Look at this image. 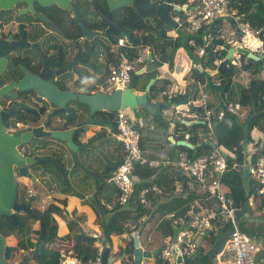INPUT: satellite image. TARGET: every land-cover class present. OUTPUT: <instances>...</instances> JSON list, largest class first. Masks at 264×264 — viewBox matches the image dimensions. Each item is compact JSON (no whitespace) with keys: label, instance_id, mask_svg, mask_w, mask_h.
<instances>
[{"label":"built area","instance_id":"built-area-1","mask_svg":"<svg viewBox=\"0 0 264 264\" xmlns=\"http://www.w3.org/2000/svg\"><path fill=\"white\" fill-rule=\"evenodd\" d=\"M186 4H191V6L185 12V17L180 19L175 16L174 20L183 23L185 31L190 34H194L198 30L208 29L223 19H232L235 26L226 35L211 33L203 35L201 46L196 47L198 55H203L205 48L212 41L219 38L221 42L217 45L214 44L215 48L226 52L224 47L226 45L234 49L228 58L227 65L230 64L239 68L241 64L247 62V57L235 50V47H242L260 57L259 59L262 60L260 71H262V77H264V44L261 35H259V27H253L248 21L240 18L242 14L236 8L230 6L228 0H186ZM123 42V37L117 38V44H123ZM189 43L193 45V40L191 39ZM142 60L143 56L139 52L132 60L120 56L114 62L109 63L106 67L103 82L99 85V90L109 93L115 89H123L130 81L134 65ZM240 70L243 72L248 71L247 69ZM235 73L238 74L237 72L230 74L229 86L222 93L218 89L213 93L212 89L206 87L207 82H201V80L194 78L187 79L185 83L193 85L195 93L187 92L185 89L186 84H178L179 80L177 78H174L173 89L169 90L168 85L160 84L158 90H155L156 96L164 99L168 103L167 106L171 107V109H162L161 115L170 116L169 123H177L176 128L182 139L186 140L192 137L197 142H204L208 145V149L197 155H192L184 149H178L171 154L147 159L139 148V133L133 126L132 119L126 109L116 111L114 134L122 147V155L103 180L116 189L115 202L123 204L130 195L135 163L147 162L153 166L172 164L179 171V174L185 178L187 191L195 190L198 186L202 192L192 203L188 212L189 215L183 221L182 226L174 222L175 214L173 212H166L161 216L168 223L169 231L163 237L158 250V257L167 264L173 263L175 247L179 248L182 254L190 255L196 251L198 242H201L205 235L214 236L226 225L232 227L231 232L219 250L213 255L212 264H257L255 255L258 251L264 249V242L261 239L236 226L235 213L238 208L220 182V176L236 164L226 159L227 152L217 144L213 135L212 121L219 120L224 114L228 113L240 116L244 114L240 101L237 98L229 97L230 88L236 91L235 83H238L239 80L238 77L236 78ZM240 81L244 83V80L240 79ZM211 82L214 86L219 87L221 85L219 78H213ZM173 97H177L179 100H173ZM16 124V122L11 123L7 130H13ZM188 124L191 126H188ZM249 139H251L250 135ZM209 142L210 144H208ZM263 147L264 139L261 146H251V153L254 157L252 159L248 158L245 165V173L254 186L252 192L254 195L264 193ZM260 148L263 150H260ZM176 186L179 190L181 183L178 182ZM27 190L29 195H34L32 189ZM140 202L145 206L150 204L148 198L144 197L140 198ZM105 206L110 209L112 203L106 202ZM101 234V227H99V230H93L89 233L97 240ZM97 240L95 241L96 254L93 259L82 262L77 260L70 251L59 249V264H100L103 245ZM146 241H150L149 235ZM18 250L23 251L24 249L20 247ZM14 253L15 251L6 259L7 264H17L21 261H18V257ZM118 257L120 258V254ZM118 257L115 260L110 259L106 264H118L116 263V261H120Z\"/></svg>","mask_w":264,"mask_h":264},{"label":"crops","instance_id":"crops-1","mask_svg":"<svg viewBox=\"0 0 264 264\" xmlns=\"http://www.w3.org/2000/svg\"><path fill=\"white\" fill-rule=\"evenodd\" d=\"M251 1L252 3L254 2L253 0ZM261 1L264 2V0ZM237 2L238 0H234V3ZM231 4L236 8V5H234L233 3ZM236 10L238 11L237 8ZM239 13L244 15L243 12H239ZM51 15L52 18H54V20L56 19L58 20V18L62 17V15L57 12H52ZM227 21L230 24L234 25L233 20L230 19ZM221 22L222 21H218L217 24H214L210 28L205 30H209L208 33L211 34H222ZM178 27L179 26H177V28ZM177 28H172L170 30H167L166 35L171 37V39L167 38L165 40H162L160 43L165 49H169L172 55L171 57H168L165 61L161 59L160 64L157 66L156 72L154 73V77H153V79H155L159 75L161 79L164 80V83L168 85L169 90L174 88L172 86V84L173 85L175 84L174 78H177L179 80L178 84L181 83L186 84L185 77L189 78L192 76L193 73V68H192L193 64H190L191 63L190 57L195 55L190 53L188 49H185L182 46H180L181 40H177V44L179 46H176L174 51H172L171 49L172 44H169L170 41L175 42ZM219 31L221 33H219ZM226 34H222V35H226ZM263 34L264 32L261 34V36ZM75 38L71 37L67 39H71L72 41ZM95 42L97 43V45L105 49H113L115 46L114 44L115 40L109 34H103L102 36L96 37ZM179 49H181L184 52L185 56H183L182 59H185L186 61L185 67L180 66L182 68L181 71L174 69V65L176 61V51H178ZM221 51L224 52V50L222 49ZM115 60H117V56L116 57L114 56L112 58L113 62ZM198 60L199 59L196 57L195 63H197ZM252 61L255 62L254 60ZM136 65L138 67L145 66L144 68L145 70L147 63H137ZM196 65L194 67H196ZM205 69H208V67H205ZM247 70L250 72V76H251L252 72L250 71V67H248ZM103 71L104 70L102 68L95 70L88 69L87 72L89 73L91 82L92 83L98 82L100 80ZM237 73L238 74L235 73V75L236 78L237 77L239 78V80L238 83L237 82L235 83L236 84L235 89H237L238 85L247 86L249 84L248 82L250 80V76L245 74V72H242L241 70L237 71ZM262 75L263 73L260 70L256 69V72H254V76L260 77V79H264ZM203 78H204L203 80L200 79L201 82H206L205 79L206 77L204 76ZM240 78L244 80V83H241ZM206 87H208L207 84ZM185 89L187 90V92L195 93V87L193 85L186 84ZM135 90L139 91L138 89ZM148 96L154 100H161L156 96L155 91L152 90L148 92ZM242 107L244 109L243 115L245 116L247 112V107L245 105H242ZM126 111L131 117L134 126H136L135 123L141 125L145 123L143 121V118L136 119L138 117V113L140 114L147 113L140 107H138L136 111H132L130 108H126ZM85 116L86 113L82 111L79 117L78 116H76L75 118L72 117L66 129L73 128L75 124L76 125L78 124L79 120L80 121L84 120ZM114 116H115V112L104 111L102 114H95L93 118L96 119L101 118L105 122H111ZM146 118L148 119L151 118L157 123L155 130L150 129L151 127L144 128L143 126L141 127L144 129L141 130L142 128L138 129L136 126L142 138V143H141L142 147L140 146L139 147L141 149L142 154L147 159L158 158L166 154H171L173 151H176L178 149H181V147L178 146V148L172 149L171 153H168L169 151L167 150V146L164 141L166 138L170 142V140L168 139L167 130H170V135L172 136L173 139H177L181 137V135L177 131L176 125L175 127H173L175 123H169L170 121L164 118L157 119L153 117L150 113H147ZM61 119L59 120L58 123H52L48 128L50 130H58L59 125L62 123ZM161 123H164V125H162ZM75 129H77L78 132L76 134L75 139H72L73 143L86 145V147H82L81 149L77 150L76 159L72 155L71 150L63 142L62 143L56 142L53 141V139L52 140L45 139L42 141V143L36 142L35 143L36 145L41 146L38 147V149L36 150L37 155L38 152H40L39 155L40 157L54 156L55 162L45 161L48 163L46 166L42 165L43 163H41L37 167L29 170L32 179L25 177H20L17 179V182L19 181L20 183L26 185L28 189L30 188L34 191L33 196L29 195L28 193L27 195L28 197H33L32 206H34L36 210L41 211L48 203H52L60 209V211L57 213L56 212L50 213V216L55 221V225H49L47 227L46 235L50 236L47 242L50 239L53 240L49 244H47V242L44 244L43 253L47 246L48 249L50 247H55V249H57V253L59 249H65L70 251L72 254H74V252L71 250V246L73 245L74 242L72 239L74 232L80 230V232L89 235L91 231L99 230V227H101V224L99 223V220L101 219V215L97 211L98 205H101L103 208H107L105 206L106 202H110L112 203V205L115 202L116 189L114 188V186L103 182L104 176H106V174L110 172V170L112 169L114 164L120 159L122 154L121 145L116 139L115 135L112 133V128L107 125L100 127L98 125H93L91 123H83L80 126L75 127L73 131ZM249 135L251 139H249V141L244 147H246L247 145L251 146V144H253V147L255 145L258 146L262 145L264 134H262L260 130H258L256 127H253L251 128ZM192 142L198 144L196 139H192ZM170 143L174 144L172 142ZM192 144L196 145L194 143ZM197 146H199L200 150L208 149V145L203 146L198 144ZM197 149L195 151H197ZM190 151L191 153L194 152L192 149ZM153 168H155L154 169L155 172L156 170H158V172L160 171L159 176H161V182L156 181L154 183L151 182L150 184H148L147 188L150 195L148 197L146 195H142L140 197V198L142 197L148 198V200L150 201L149 206H145L141 203L143 207L148 208L146 210V213L141 214V216H139L137 221L134 220L127 221L123 225L124 230L121 233H119V235L118 234L116 235V233L114 232H112L110 235L111 243L109 244V250L111 251L112 249V253L109 254V257L110 259L115 260V258L118 257V255L120 254V258L118 257L120 261H116V263L118 264H126L123 258L126 259V255L128 253L127 248L131 247L130 250L132 251V243L127 240L131 239L132 232L134 230L128 232L125 230L127 229L126 227H130V226L134 227L135 226L134 224L137 223L138 228L135 230H137L138 232L137 235L138 240H139L140 227L144 232L143 236L139 240V244L141 245V247L149 250L152 248H157V250H159L163 238L159 247H155V244L157 242L154 240V238L156 236L157 239L158 231L162 229L161 223L164 222V220L161 217L162 214L166 212H173L175 214L174 222H177V225L180 224L182 226L184 224L183 221L189 215L188 212L190 210L192 203L198 197V192H196L195 190L187 191L185 178L179 174V171L172 164L162 165ZM134 180H136V176L133 175V181ZM178 182L181 183V188L179 190L177 189L176 186ZM246 184L247 182L244 181L245 188H246ZM261 200H262L261 195L253 199L248 197L247 200L248 210L242 212L244 214L245 221H243L240 224V227L244 226L242 228H245L246 232H252V235L256 236L258 239H261L259 233L264 231V224L260 223L259 221L260 219L264 218V203ZM25 201L27 202V200ZM251 203L253 204V206H251ZM42 205L44 207H42ZM239 212H241V210H237L235 215ZM69 221L72 222L71 225L68 224ZM251 225H257L258 228H260L259 233H253L254 230L256 229ZM38 227H39V222L34 221L32 223L33 229L31 230L29 235H25L23 238L19 240L12 235L9 236L7 238V242L13 245L14 248L8 257H10L15 251L14 254L17 255L18 261L25 260L30 264H41L39 262V259L33 256L31 253V247L34 241V240L33 241L30 240L31 234L33 233L37 236L38 232L34 230L37 229ZM226 227L227 225L221 228L218 233L222 232ZM242 228L240 229L242 230ZM148 235L150 238L149 242L146 241ZM27 236L30 243L28 242V240L25 239V237ZM212 237L214 239L215 235ZM93 239L94 240L92 244L95 247L96 244L95 241L97 240V238H93ZM97 241L101 242L102 245L104 246L101 236L98 238ZM202 241L203 239L200 242L201 250L199 252L198 258L202 253V247L208 248L212 244L211 243L209 246H206L207 245L206 242L204 244L202 243ZM5 242H6V238H5ZM20 247H22L24 250L19 251L18 249ZM121 248L122 250L126 249V251L125 252L120 251ZM114 253H116V255L113 257L112 254ZM194 253L190 255L183 253L182 256L189 257ZM95 254H96V248H95ZM155 255H157L158 257V251L156 252ZM255 259L257 264H264V249H261L256 253ZM77 260L79 259L77 258ZM109 261H106V263H108ZM141 262H142V258L140 260V264ZM196 262H194L193 264H195ZM131 264H132V256H131Z\"/></svg>","mask_w":264,"mask_h":264},{"label":"trees","instance_id":"trees-1","mask_svg":"<svg viewBox=\"0 0 264 264\" xmlns=\"http://www.w3.org/2000/svg\"><path fill=\"white\" fill-rule=\"evenodd\" d=\"M159 1V0H156ZM230 6L231 3L236 5L238 12H243L242 19L248 21V23L253 27L261 28L264 24V2L261 0H238L237 3H234V0H228ZM231 1V3H230ZM172 4H176L178 6H183L185 0H170ZM87 4L86 11L81 15V21L86 27H90L93 24H99L98 29L111 35L113 38H117L120 36V33L113 29L106 28V20L104 17V13L106 11V5L104 0H91ZM234 7V6H232ZM235 8V7H234ZM3 11H0V19L3 18ZM172 15H178L182 17L183 11L173 12ZM112 17L116 20L120 29L124 30L128 34L127 40L121 46H116L113 49H105L95 42L93 39L90 43L86 40H80L76 44L74 41H70L63 46L69 44L70 48L68 51H63L60 54V58L63 60L68 58L72 54H76L77 52L83 51L82 59L86 60V58H90V64L94 69H104L106 68L107 64L112 61V58L118 55H123L127 59L131 60L136 55L135 46L138 43L142 45H147L150 48V56L149 60L144 58L143 63H147L146 69L134 76L133 86L135 89L139 91L144 88L145 83L148 81L149 78L154 77V73L156 72L157 66L160 64L161 59L164 61L171 57L172 53L169 49H165L160 43L162 40L171 39L168 35H166V31L172 29L171 26L165 24L161 19L157 18L156 16H152L149 18V22L153 26V29H148L147 26L143 23L142 19L137 20L136 11L132 7H121L118 9L113 10ZM89 18H95V22H89ZM90 24V25H89ZM61 25V24H60ZM209 30H199L196 34L190 35L186 33L182 26L178 27L176 30L175 42L170 41L169 44L171 45L172 51H174L177 44V40L181 38L180 46L185 49H189L190 53L194 54L195 48L197 46H201L202 44V36L208 33ZM192 39L193 45L188 44V41ZM261 40L264 43V34L261 36ZM221 40L219 38L215 39L205 48L204 54L202 57L199 58L198 64L202 69L208 67V69H214L217 63L220 61L224 52L221 51L219 48H215L214 44H219ZM195 55V54H194ZM246 63L241 64L239 68L235 66H231L230 64L223 66L219 71H217L214 75H208L205 73L204 70L199 71L198 68L193 67L192 78L194 79H204L205 76L207 86L212 89L213 93L216 92V89L219 90L220 93L226 90L229 86V76L230 74L239 71L240 69H247L250 67V71L252 73L256 72V64L250 58H246ZM61 64V59L57 63V65ZM258 66L261 68L262 60L259 61ZM38 66H36L37 68ZM141 66H136V70L139 69ZM135 70V71H136ZM134 72V71H132ZM133 74V73H132ZM219 78L221 80V85L214 86L211 82V79ZM56 84L61 88L64 80L62 78H57L54 80ZM164 83V80L158 75L157 78L153 79L150 85V89L154 88L155 84ZM247 86L238 85L236 91L230 88L229 90V97L237 98L241 105H245L247 107L246 115H236V114H224L222 118L219 120L212 121V130L213 135L216 139L218 145L228 151L232 156L233 163L236 166L230 167L225 173H223L220 177V181L224 186L226 193L232 198L235 206L238 210L247 211L248 210V197L252 199L259 196L252 194L254 186L251 184V179L248 178L246 173H244V169L242 166V160L244 155V146L249 141V132L251 128L256 127L260 131H264V79H260V77L252 76L248 82ZM89 89V88H88ZM236 93V95H235ZM173 100H179L177 97H173ZM44 107H41L40 110L36 113V116H31L29 118L23 119L24 122L28 123L31 126L38 125L44 119ZM62 123L59 125L58 128L66 129L70 119L74 117L71 109H69L68 115L60 114ZM242 117V118H240ZM75 118V117H74ZM159 122V121H158ZM112 123V122H111ZM164 125V123H161ZM177 123L174 124L175 127ZM188 126H191L188 124ZM78 130L75 129L71 134V139H75ZM140 135V133H139ZM165 144L167 146L168 153L172 152V149L178 148V146L171 144L165 138ZM192 142V140H189ZM142 138L139 136V146H141ZM196 144L195 142H192ZM204 146L203 142H198ZM196 144V145H198ZM264 149V147H263ZM260 148V150H263ZM191 153L190 150H187ZM201 150L197 149L195 155L200 153ZM47 157V156H45ZM254 156L253 154H249V159H252ZM48 163L45 162L42 165H47ZM156 166H151L149 163H135L133 175L136 176V180L133 181L132 184V191L128 196L127 200L123 204H118L114 202L111 209L103 208L101 205H98V213L101 215V219L99 223L101 224V233L105 240L111 243V233H121L123 229V225L129 221L134 220L137 221L141 214L146 213L148 208L142 206L139 198L142 195H146L147 197L150 195L148 192V184L151 182H161L160 171L156 170ZM238 167H242L239 169ZM151 177V178H149ZM244 181L247 182L246 188L244 185ZM28 187L22 183L16 184L17 190V200H26L25 198H21L22 194L26 193ZM251 193V195H250ZM262 202L264 203V193L261 194ZM26 209L21 210L23 211L22 215H19L18 212L15 211L14 216L17 222H12L6 215L2 216L0 219V232L6 238L5 243V258H8L10 253L13 251L14 246L7 242V238L9 236H14L18 240L23 238L25 235H28L29 232L32 230V223L34 221L39 222V227L34 231L42 234L45 236L47 233V227L49 225H55L54 219L50 216L51 212H59L60 209L52 203H48L41 211L36 210L34 206H32V199L30 201L27 200ZM21 223L19 226L18 224ZM69 225L72 224L71 221L68 222ZM135 228L130 226L126 227L125 229L128 232L135 230L138 228L137 223L134 224ZM162 229L158 231L157 239L156 236L154 240L157 242L155 247H159L162 238L164 237L165 233L169 231L168 224L164 221L161 223ZM244 227V226H242ZM240 227V228H242ZM165 229V230H164ZM242 230L246 231L245 228ZM252 234V232H250ZM144 232L142 231L141 227L139 229V240L143 236ZM260 238L264 241V231L259 233ZM154 236V235H153ZM26 240L30 243L28 236L25 237ZM73 245L71 246V250L74 252L75 256L79 259V261H86L89 259H93L95 256V247L93 246V237L80 232L77 230L73 234ZM52 239H50L47 244L50 243ZM213 237L212 235L208 234L203 238L202 243L206 246H209L212 243ZM127 241L131 242V239ZM130 247V245H129ZM131 248V247H130ZM127 248V255L126 259L123 258L126 264H131V250ZM203 248V247H202ZM120 251H126V249ZM119 251V252H120ZM110 252V250H109ZM34 256V255H33ZM155 264H161L160 259L155 255ZM122 258V257H121ZM213 258V256H212ZM43 260L50 264H59L58 262V253L55 247L45 248L43 253ZM211 261L210 256L205 254L203 251L200 254L197 262L195 264H209Z\"/></svg>","mask_w":264,"mask_h":264},{"label":"water","instance_id":"water-1","mask_svg":"<svg viewBox=\"0 0 264 264\" xmlns=\"http://www.w3.org/2000/svg\"><path fill=\"white\" fill-rule=\"evenodd\" d=\"M72 0H0V10H11L14 8L15 4H25L26 10L34 13L35 18L41 19L44 23L49 25L50 29L64 38L65 34L57 27V24L52 20L47 18L44 14L40 12H34L32 9L33 3L41 7H49L55 5L58 9L64 12H68L72 15L74 22H76L80 32L81 37L86 39L89 43L94 37L102 35V31L98 29H93L92 27H86L81 21L80 14L82 9H78L71 4ZM106 5V11L104 17L106 20V27L109 29H114L119 31L125 38H127V33L120 29L116 20L112 17V12L115 9L121 7H132L137 14V20L142 19L143 23L147 26L148 29H153V26L149 22V18L156 16L161 19L165 24L177 27V23L173 20L171 12H179L183 9V6H178L172 4L170 0H104ZM25 9H19L18 13L26 11ZM84 11V10H83ZM232 20V19H231ZM89 22H92V18H89ZM264 32V24L260 29L259 35ZM24 44L34 47L36 53L40 56V64L37 67V72L30 74L23 66H19L22 71V77L17 82H8L3 83L0 79V97L7 95L9 97H14L12 91L13 87H16L18 90H33L36 96L39 99L44 100L52 108L46 111L44 115V121L38 125H27L19 129H13L11 131L7 130L9 127V114L14 112L13 104L9 108L0 111V219L2 216L6 215L12 222H17L14 212L22 210L28 204L24 200H17V190L16 184L17 179L20 177L31 178L32 176L29 172V168L34 164H41L45 161L55 162V158L49 157H39L33 156L32 154L24 153L21 150V145H27L30 141H39L42 139L50 138L57 139L63 142L72 152V155L76 159L77 150L82 147H86L85 144H75L70 138V134L73 131V128H68L66 130H50L46 128L47 123L51 120L54 123V118L60 114L68 115L69 109L68 104L72 105L71 111L76 113L79 110V106H84L86 108V116L84 120L80 121V125L83 123H91L93 125L104 126L107 125L111 127L110 123L104 122L100 118H93L95 114H102L104 111L114 112L118 108L128 107L132 111H136L138 107L143 109L145 112L150 113L153 117L161 119L159 109L164 108L168 104L158 100L151 99L147 92L150 87V84L153 78H149L145 83L142 91H136L133 86L134 76L143 72L144 67L139 68L133 74H131L130 81L123 89H115L110 93H101L99 91L95 92H77L69 88H60L54 80L58 77L62 78L64 81L68 80L71 76L70 83L76 84L79 86H84V89L90 85V78L88 75L83 73V67H90L88 62L79 61L76 63V60L73 59L70 62H64L60 55L53 54L47 55L40 51L37 43L25 42ZM226 52L224 57L218 62L217 66L214 69H204L205 73L208 75H213L219 71L223 66L227 65L228 58L233 52L232 47L224 46ZM237 52L244 54L247 58H250L255 61L259 70V56L247 51L242 47H235ZM4 54L3 50L0 55ZM149 54H147V59ZM61 59V64L57 65ZM51 61L55 67L50 66ZM4 58H0V72L4 67ZM199 71L202 68L196 66ZM87 81V84H85ZM20 105H23L20 104ZM168 132V139L170 142L184 146L195 151L199 146H192L190 142L184 139H173L170 135V130ZM210 144V142L208 143ZM194 153V152H193ZM227 160L231 161V156L227 155ZM239 169L241 167H238ZM260 223L264 224V218L259 220ZM19 226L21 223L18 224ZM232 227L227 225V227L220 233H218L212 244L208 248V254L214 255L222 243L225 241L229 233L231 232ZM138 232L134 230L131 236L132 243V264H140L142 257L150 258L158 251L157 248L144 249L139 244ZM50 236H42L38 233L36 238L33 241L31 247V253L39 259L41 264H50L43 260V247L44 244ZM103 240V250L100 255V264H106V261H109V242ZM5 237L0 232V264H7L5 258ZM201 250L200 243L197 244L196 252L189 256L183 257L179 248H174V260L173 264H193L196 262ZM17 264H30L25 260L19 261Z\"/></svg>","mask_w":264,"mask_h":264},{"label":"flooded vegetation","instance_id":"flooded-vegetation-1","mask_svg":"<svg viewBox=\"0 0 264 264\" xmlns=\"http://www.w3.org/2000/svg\"><path fill=\"white\" fill-rule=\"evenodd\" d=\"M89 2H91V0H72L71 4L78 9L83 8L84 11L82 10V13H84L87 9V4H90ZM25 8V4L18 3L15 4L14 8L11 10H0L3 11V18L0 19V53L2 50L4 52V54L0 55V58L5 59L4 67L0 72V79H2L3 83L17 82L22 77L23 74L19 66H23L30 74L37 72L36 66L40 64V56L36 53L33 46L30 47V45L24 44L25 42H28L29 44L37 43L40 51L47 55H58V51H68L70 48L69 44L66 46L63 45L70 42L71 39L60 41L50 29L49 25L44 23L41 19L35 18L34 13L27 11ZM19 9H25L26 11L18 13ZM32 9L34 12H40L52 20L54 18H52L51 12L60 13L56 11V9H58L56 6L41 7L35 3H33ZM62 13L65 12L62 11ZM73 29L76 33L79 31L76 27ZM67 32L68 34L72 33L70 30ZM73 59L76 60V63L82 61L80 57L72 54L66 58L64 62H70ZM53 62L51 61L50 66L55 67ZM75 85L76 84L73 85L70 83L69 79L64 81L61 88L67 86L66 88L71 90L77 92L82 91ZM12 91L14 97H9L6 94L0 97V111L9 108L12 104L14 105V112H11L8 117L9 124L17 123L14 129L29 125L24 122L23 119L36 116V113L41 107H44L45 109L43 113L44 115L47 110L52 108L47 102L39 99L33 90H18L16 87H13ZM22 103L23 105H20ZM24 146L25 150L21 147V150L24 153L34 155L33 149L30 148L32 145H29L30 147H28V145ZM24 209H26V207Z\"/></svg>","mask_w":264,"mask_h":264},{"label":"clouds","instance_id":"clouds-1","mask_svg":"<svg viewBox=\"0 0 264 264\" xmlns=\"http://www.w3.org/2000/svg\"><path fill=\"white\" fill-rule=\"evenodd\" d=\"M176 5V4H175ZM191 6V4H186V0H185V3L183 4V9L181 10V11H183V16L182 17H180V16H178V15H172V13L173 12H171V16H172V18H173V20H174V17L175 16H178L180 19H183L184 17H185V12L188 10V7H190ZM64 12V11H63ZM66 14H67V16H68V19H67V22H70L74 27H76V28H78V26H77V24H76V22H74V19H73V17H72V15L71 14H69L68 12H65ZM61 14V13H60ZM83 14V13H82ZM81 14V15H82ZM81 15H80V18H81ZM114 19V18H113ZM61 20V18H58V20L56 19V20H54L53 19V21L57 24V27L62 31V29H61V26H60V24H59V21ZM95 18H92V23H94L95 22ZM115 20V19H114ZM175 21V20H174ZM176 22V21H175ZM177 23V26H182L183 27V29H184V24L183 23H178V22H176ZM98 26H99V24H93V25H91V27L93 28V29H98ZM168 26H170V25H168ZM172 28H177V27H174V26H171ZM107 28V27H106ZM79 29V28H78ZM109 29V28H108ZM99 30V29H98ZM114 30V29H113ZM122 30V29H121ZM203 30V29H202ZM80 31V30H79ZM101 31V30H100ZM124 31V30H123ZM184 31H185V29H184ZM199 31V30H198ZM197 31V32H198ZM63 32V31H62ZM119 32V31H118ZM125 32V31H124ZM186 32V31H185ZM196 32V33H197ZM64 34H65V32H63ZM120 33V32H119ZM186 33H188V34H190L189 32H186ZM196 33H194V34H196ZM103 34H107V33H105V32H103L102 31V35ZM194 34H190V35H194ZM55 35L59 38V40L60 41H64V39H67V38H71V37H68L66 34H65V36H64V38H62L61 36H59L58 34H56L55 33ZM78 36H75V37H77V38H75L74 40H72V41H74V43L76 44L77 42H79L80 40H83L84 38H82L81 37V32H80V34H77ZM101 35V36H102ZM128 35V34H127ZM118 37H123L124 38V42L127 40V38H128V36H127V38H125L121 33H120V36H118ZM117 37V38H118ZM203 37V36H202ZM95 38L96 37H94L93 39L95 40ZM117 38L115 39V38H113L114 40H115V42H114V44H115V46L114 47H116V46H121V45H123V44H117L116 42H117ZM92 39V40H93ZM191 40V39H190ZM189 40V41H190ZM189 41H188V44H190L189 43ZM123 42V43H124ZM191 45V44H190ZM135 49H136V55L135 56H137L138 54H139V52L142 54V56H143V60L141 61V62H138V63H143V61H144V58L146 57L147 58V54H149L150 53V48H149V46H147V45H142L141 43H138L136 46H135ZM61 52H63V51H61ZM61 52L60 51H58V55H60L61 54ZM75 55L76 56H78V57H80L81 58V60L83 61V62H88L89 64H90V58L88 57V58H86V60H84V59H82V54H83V51H80V52H77L76 50H75ZM194 54L196 55V56H198V57H202L203 55H198L197 54V52H196V48H195V52H194ZM225 54V53H224ZM120 56H123V55H118L117 56V58H119ZM134 56V57H135ZM149 56H150V54H149ZM223 57H224V55H223ZM222 57V58H223ZM126 58V57H125ZM221 58V59H222ZM66 59V58H65ZM64 59V60H65ZM220 59V60H221ZM129 60V59H128ZM132 60V59H131ZM147 60H149V57H148V59ZM111 62H113V61H111ZM111 62H109V63H111ZM108 63V64H109ZM107 64V65H108ZM218 64V63H217ZM198 65V64H197ZM196 65V66H197ZM137 65L135 64L134 65V68L136 67ZM217 66V65H216ZM107 67V66H106ZM86 68V69H85ZM141 68V67H140ZM197 68V67H196ZM88 69H91V70H95L94 68H92V66H91V64H90V67H83V73L85 74V75H88L89 76V73L87 72V70ZM261 68L259 67V70H260ZM104 70V69H103ZM138 70V69H137ZM202 70H204V69H202ZM133 71V70H132ZM135 72V71H134ZM134 72H131V74L132 73H134ZM105 74H106V68H105V70L103 71V73H102V75H101V77H100V80L98 81V82H94V83H92L91 82V80L89 81L90 82V85H88L85 89H84V86H79V85H75L76 87H78L80 90H82L83 92H95V91H99V92H101V93H104V92H102V91H100L99 90V85L103 82V79H104V77H105ZM58 78H60V77H58ZM89 78H90V76H89ZM153 78V77H152ZM189 78H192V76L191 77H189ZM188 77H185V79L187 80V79H189ZM57 79V78H56ZM71 80V76H69V78H68V80ZM200 80V79H199ZM85 84H87V81H86V83ZM161 84H165V83H161ZM74 85V84H73ZM151 85V84H150ZM159 85L160 84H158L157 86L159 87ZM89 88V89H88ZM155 91L156 90V88H151L150 89V87H149V89H148V92H150V91ZM148 92H147V94H148ZM110 93V92H109ZM156 94V93H155ZM158 97V96H157ZM159 98V97H158ZM152 99V98H151ZM161 99V98H160ZM161 100H163V101H161ZM161 100H158V101H161V102H165V103H167L164 99H161ZM168 104V103H167ZM51 106V105H50ZM52 107V106H51ZM165 107H167V106H165ZM164 107V108H165ZM126 108H128V107H125V108H118L117 110H119V109H126ZM164 108H162V109H164ZM68 109H72V105L71 104H69V107H68ZM162 109H159V113H160V116H161V119H162V115H161V110ZM117 110H115L114 112H115V116H116V111ZM48 111V110H47ZM82 111L83 112H85L86 113V108L84 107V106H82V107H80L79 106V110L76 112V113H73V115H74V117H76V116H80L81 115V113H82ZM115 116H114V118H112L113 120L111 121V122H108V123H110V125H111V128H112V133L114 134V131H115ZM61 119V117H59V116H57V117H55L54 118V123H58L59 122V120ZM101 119V118H100ZM102 120V119H101ZM44 121V119L41 121V123ZM105 122V121H104ZM52 124V121L50 120L49 121V123H47V125H46V128H48L50 125ZM132 124H133V122H132ZM78 126H80V120L78 121V124L76 125H74V127H73V129L75 128V127H78ZM133 126H134V124H133ZM135 127V129L138 131V129L136 128V126H134ZM58 130H65V129H58ZM260 132H262V131H260ZM138 133H139V131H138ZM264 133V132H263ZM72 134V133H71ZM71 134H70V138H71ZM115 135V134H114ZM140 136V135H139ZM46 139H50V138H46ZM117 139V138H116ZM177 139H182V137H179V138H177ZM43 140H45V139H42V140H39V141H34L33 143H32V146H34L36 149H38V147H41V146H38V145H36L35 143L36 142H39V143H42V141ZM52 140V139H51ZM185 140V139H184ZM190 139H186V141H188V142H190L189 141ZM33 141V140H32ZM53 141H56V142H60V143H62L60 140H57V139H53ZM119 142V141H118ZM120 143V142H119ZM191 143V142H190ZM204 143V142H203ZM138 145H139V142H138ZM191 145L192 146H197V145H193L192 143H191ZM199 145H201V144H199ZM204 145H207L206 143H204ZM177 146H179V145H177ZM220 146V145H219ZM181 147V149H184V150H191L190 148H187V147H184V146H180ZM122 148V147H121ZM140 148V147H139ZM198 148V147H197ZM224 149V148H223ZM225 150V149H224ZM201 151H203V150H201ZM226 151V150H225ZM188 152V151H187ZM195 152L196 151H194V153H190V154H192V155H195ZM227 153H226V156L227 155H229V156H231V154L228 152V151H226ZM189 153V152H188ZM251 154V153H250ZM122 155V154H121ZM33 156H35V155H33ZM42 157H44V158H49V157H45V156H42ZM231 158H232V156H231ZM226 159H227V157H226ZM119 161V160H118ZM117 161V162H118ZM116 162V163H117ZM229 162H233L232 160L231 161H229ZM115 163V164H116ZM147 163V162H146ZM114 164V165H115ZM162 165H167V164H161V165H159V166H162ZM153 166V165H152ZM159 166H156V167H159ZM114 167V166H113ZM112 167V168H113ZM242 168V167H241ZM240 168V169H241ZM112 170V169H111ZM110 170V171H111ZM110 173V172H109ZM109 173H107L106 175H108ZM105 177V176H104ZM221 177V176H220ZM103 180H104V178H103ZM104 182V181H103ZM221 182V181H220ZM105 183V182H104ZM133 184V183H132ZM221 185H222V183H221ZM222 187H223V189H225L224 188V186L222 185ZM208 235V234H207ZM217 235V234H216ZM215 235V236H216ZM206 236V235H205ZM204 236V237H205ZM203 237V238H204ZM202 238V239H203ZM262 240V239H261ZM263 241V240H262ZM264 242V241H263ZM199 243H200V241H199ZM197 250V249H196ZM7 259V258H6Z\"/></svg>","mask_w":264,"mask_h":264},{"label":"rangeland","instance_id":"rangeland-1","mask_svg":"<svg viewBox=\"0 0 264 264\" xmlns=\"http://www.w3.org/2000/svg\"><path fill=\"white\" fill-rule=\"evenodd\" d=\"M56 11H58V12H60L61 13V15H62V17H60L61 18V20L59 21V23H61V29H62V31L63 32H65V34L68 36V37H75L77 34H80V31H78L77 33L75 32V30L73 29L74 28V26L70 23V22H67V19H68V16H67V14L66 13H62V11H60L59 9H56ZM52 13V12H51ZM233 27H234V25H232V24H230L226 19H223L222 20V22H221V28H222V34H226L228 31H230V30H232L233 29ZM68 30H70V31H72V33H70V34H68ZM73 33H75V34H73ZM219 33H221L220 31H219ZM207 35H211V34H207ZM179 40H181V38L179 39ZM182 41V40H181ZM180 41V42H181ZM189 50V49H188ZM190 52V51H189ZM192 53V52H191ZM183 56H185L184 55V52L181 50V49H179L178 51H176V61H175V65H174V69H176V70H179V71H181V67L180 66H183V67H185V64H186V61H185V59H182V57ZM196 57L199 59L200 57H198V56H192V57H190V61H191V63L190 64H193V66H192V68L196 65V63H195V59H196ZM136 70V68H134L133 69V71H135ZM243 72V71H242ZM245 74H247V75H249L250 76V72L249 71H245ZM242 76H243V73H242ZM254 77V73H252V75L250 76V78L251 77ZM241 79V78H240ZM152 87H154V88H156V90H158V86L156 87V84L154 85V86H152ZM140 91H142V90H140ZM165 108H168V109H171V107H169V106H167V107H165ZM147 117V113H138V117L136 118V119H138V118H143V121L145 122L143 125H141V124H138V123H135L136 124V126H137V128L138 129H140V128H142L141 126H143L144 128H146V127H151L150 129H152V130H155L156 129V126H157V123L153 120V119H151V118H146ZM162 118H164V119H166V120H171V117L170 116H168V115H162ZM240 118H242V117H240ZM144 128H142L141 130H143ZM190 140H192L193 138L192 137H190L189 138ZM34 141H30V143H28L27 145H28V147H30L29 145H32V143H33ZM26 145V146H27ZM251 146H253V144H251ZM251 146H249V145H247L246 147H244V155H245V157H243V160H242V166H243V169H244V171H245V165H246V162H247V159H248V157H249V154L251 153ZM21 147L25 150V146L24 145H21ZM254 147H259L258 145H255ZM30 148H32L33 149V151H34V155H36V156H39L40 155V152H38V155H37V153H36V148L34 147V146H32V147H30ZM40 157V156H39ZM39 164H34V165H32L31 167H30V170L31 169H33V168H35V167H37ZM245 173V172H244ZM19 182V181H18ZM19 184H20V182H19ZM30 189V188H29ZM27 191L28 190H26V193H24V194H22V196H21V198L23 199V198H25L26 200H29L30 199V201H31V199H33V197H28V195H27ZM195 191L196 192H198V195H200L202 192L200 191V189H199V187L197 186L196 188H195ZM251 198V197H250ZM251 206H253V204L251 203ZM42 207H44L43 205H42ZM42 207H40V208H42ZM19 213V215H22L23 214V211H20V212H18ZM235 220H236V226L238 227V228H240V224L243 222V221H245V219H244V214L242 213V212H239V213H237L236 215H235ZM254 223V222H253ZM252 224V223H251ZM34 226V225H33ZM36 226V225H35ZM252 227H254L256 230H254V232L253 233H259V229L260 228H258V226L257 225H251ZM263 226V225H262ZM33 229V228H32ZM120 233V232H119ZM119 233H116V235L118 234L119 235ZM29 234H30V232H29ZM28 234V235H29ZM35 237H36V235L35 234H31V238H30V240H34L35 239ZM53 240V239H52ZM52 240L50 241V243L52 242ZM46 248H47V246H46ZM209 248V247H208ZM208 248H206V247H203L202 248V251L205 253V254H207V256L209 255L208 254ZM112 253V249H111V251H110V253L109 254H111ZM116 255V253H114V254H112V256L114 257ZM210 256V258H211V261H210V263L209 264H212L213 263V258H212V255H209ZM155 254L151 257V258H144V257H142V262H141V264H155ZM160 263L161 264H167L166 262H163V261H160Z\"/></svg>","mask_w":264,"mask_h":264},{"label":"bare ground","instance_id":"bare-ground-1","mask_svg":"<svg viewBox=\"0 0 264 264\" xmlns=\"http://www.w3.org/2000/svg\"><path fill=\"white\" fill-rule=\"evenodd\" d=\"M51 6H55V5H51Z\"/></svg>","mask_w":264,"mask_h":264}]
</instances>
